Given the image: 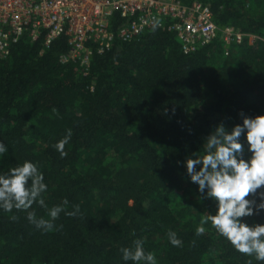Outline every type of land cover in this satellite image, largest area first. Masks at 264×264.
I'll return each mask as SVG.
<instances>
[{
    "label": "trees",
    "instance_id": "obj_1",
    "mask_svg": "<svg viewBox=\"0 0 264 264\" xmlns=\"http://www.w3.org/2000/svg\"><path fill=\"white\" fill-rule=\"evenodd\" d=\"M178 1L206 4L214 23L241 42L216 39L184 54L175 33L151 29L93 52L84 75L60 61L69 51L65 37L45 47L43 34L33 42L24 35L0 59V143L7 148L0 174L33 162L49 208L65 199L67 211L80 207L74 217L61 213L52 231L37 229L25 211L0 208V264H133L120 249L135 239L157 264H264L237 252L210 223L196 234L216 202L201 198L184 165L216 125L231 131L241 112L264 115V0ZM123 23L112 14L114 31ZM68 129L62 156L54 145ZM240 143L247 160L244 134ZM28 211L47 218L38 204ZM242 222L264 225V212ZM169 231L181 246L170 243Z\"/></svg>",
    "mask_w": 264,
    "mask_h": 264
},
{
    "label": "clouds",
    "instance_id": "obj_2",
    "mask_svg": "<svg viewBox=\"0 0 264 264\" xmlns=\"http://www.w3.org/2000/svg\"><path fill=\"white\" fill-rule=\"evenodd\" d=\"M158 24V20L153 22L154 27ZM56 111L53 109V112ZM239 115L242 124L235 125L231 131L224 123L216 125L204 138L202 151L186 157L184 165L190 181L197 185L201 198L216 202L215 215H204L196 234H204V225L210 223L237 252L264 262V225L250 226L242 222L244 217L264 212V191H261L264 189V115L249 117L243 112ZM242 134L251 153L247 160L243 158L244 146L240 143ZM71 136L72 130L68 129L65 136L54 145L62 156L66 155L64 149ZM6 151V146L0 143V155ZM46 191L44 176L33 162L26 160L22 165L0 174V208L7 212L13 209L27 212L28 221L37 229L55 230V221L61 213L73 217L80 213L79 205L67 211V199L49 208L42 195ZM33 204L47 209V218L28 211ZM11 218L17 219L16 216ZM167 235L173 246L182 245L175 232L169 231ZM120 252L124 261L133 264H157L155 254L145 252L143 239L133 240L131 247H123Z\"/></svg>",
    "mask_w": 264,
    "mask_h": 264
},
{
    "label": "built area",
    "instance_id": "obj_3",
    "mask_svg": "<svg viewBox=\"0 0 264 264\" xmlns=\"http://www.w3.org/2000/svg\"><path fill=\"white\" fill-rule=\"evenodd\" d=\"M113 13L125 21L115 31ZM151 29L175 33L184 54L216 39L227 45L241 42V35L214 23L200 1L186 6L178 0H0V59L24 35L33 42L43 34L45 47L65 37L69 51L60 61L76 63L86 75L93 52L101 54L115 39L130 42Z\"/></svg>",
    "mask_w": 264,
    "mask_h": 264
},
{
    "label": "rangeland",
    "instance_id": "obj_4",
    "mask_svg": "<svg viewBox=\"0 0 264 264\" xmlns=\"http://www.w3.org/2000/svg\"><path fill=\"white\" fill-rule=\"evenodd\" d=\"M193 211H195V210H193Z\"/></svg>",
    "mask_w": 264,
    "mask_h": 264
}]
</instances>
